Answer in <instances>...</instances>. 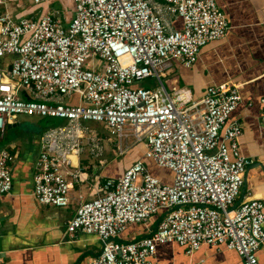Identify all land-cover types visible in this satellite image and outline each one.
I'll list each match as a JSON object with an SVG mask.
<instances>
[{
	"label": "built area",
	"instance_id": "built-area-1",
	"mask_svg": "<svg viewBox=\"0 0 264 264\" xmlns=\"http://www.w3.org/2000/svg\"><path fill=\"white\" fill-rule=\"evenodd\" d=\"M47 0H33L41 4ZM70 22L47 10L36 19L0 15V134L19 115L56 118L40 138L32 196L41 206L68 207L82 171L86 146L101 155L102 140L89 134L98 122L117 138L116 153L132 144L144 159L172 172L164 184L135 161L102 195L79 205L66 234L94 235L100 252L88 264H151L158 244L173 243L189 256L202 246L234 251L242 264H257L264 247V206L240 198L249 162L241 154V125L228 121L241 102L237 85L220 83L195 99L187 88L166 89L162 79L178 62L190 68L200 50L228 29L214 0H73ZM168 12L182 29L166 21ZM150 88L140 87L144 81ZM76 98L78 104H71ZM264 104V100H262ZM264 127V109L260 116ZM15 156L0 152V196L12 192ZM74 168V171L70 169ZM160 219L150 235L125 241L130 225Z\"/></svg>",
	"mask_w": 264,
	"mask_h": 264
},
{
	"label": "crops",
	"instance_id": "crops-1",
	"mask_svg": "<svg viewBox=\"0 0 264 264\" xmlns=\"http://www.w3.org/2000/svg\"><path fill=\"white\" fill-rule=\"evenodd\" d=\"M55 1H60L63 5L62 0H47L41 4H35L32 0L34 5L40 7L38 12L31 13L28 19L38 20L47 10H56L66 26L73 16V11L67 15L65 11L62 13L53 9L52 4ZM214 1L224 13L229 25L226 35L206 44L190 68L175 62L165 79L164 87L167 90L173 86L187 88L195 99H200L209 86L220 83L237 85L241 102L230 115L229 121H236L241 125V154L251 162L247 167L237 202L260 200L264 206V127L260 121L264 109V0ZM22 2L0 0V15L12 13L6 9L9 3L16 8L20 7ZM20 18L26 17L14 19ZM165 19L173 29H182L180 20L171 12L167 13ZM78 101L73 98L71 104H78ZM16 120L13 123H18ZM18 124L22 128L11 125L7 127L16 128L31 138L15 135L12 142L4 145L2 143L6 139L4 132L7 127L0 134V152L7 151L15 156L10 167L12 192L0 196V264H88L101 250L99 239L80 232L68 236L67 223L81 203L101 196L103 184L109 179H118L124 173L125 165L129 167L135 161H142L144 164V147L140 143L132 144L126 154L118 155V141L115 138L112 147L115 158L106 160L105 138L97 131H89L84 126L89 134L94 133L101 138V155L93 158L85 146L82 152L84 158L80 160L82 154L77 158L76 164L82 171V177L77 184L73 183L69 176L66 178L73 185L70 192L78 191L77 197H71L69 192L68 207L41 206L32 196L33 177L40 152V138L47 129L41 132L28 121ZM123 156L130 158L124 165L117 159H123ZM70 170L74 171V168ZM172 179L167 181V184H170ZM85 185H88L94 194L91 199H87L81 191ZM72 201L76 204L73 205ZM159 219L160 214H157L144 224L130 225L120 234V238L134 241L148 236L156 228ZM255 256L257 264H264V247H261ZM151 264H242V261L234 251L223 247L204 245L187 256L184 248L168 243L157 245Z\"/></svg>",
	"mask_w": 264,
	"mask_h": 264
},
{
	"label": "rangeland",
	"instance_id": "rangeland-1",
	"mask_svg": "<svg viewBox=\"0 0 264 264\" xmlns=\"http://www.w3.org/2000/svg\"><path fill=\"white\" fill-rule=\"evenodd\" d=\"M22 1L23 2L20 5V7H16L15 8L14 5L10 6V3L8 4V7H6V9H8V11L12 12V13H10L12 15V17H14V18H18V17H26V18H28V17L31 16V13H34L35 11L38 12V8L40 6L34 5L32 0H22ZM52 6H53L52 7L53 9H58L62 13H64V8H63V5L61 4L60 1H55L52 4ZM0 9H2V7H0ZM31 9H33V10H31ZM13 59H14L13 55L4 56V57L0 58V69L3 70L4 72H7L8 67L11 65L10 63L12 62ZM152 83H153L152 80L144 81V82L140 83L139 86L143 87V88H150V87L155 85V84H152ZM162 83H163V85H165V79L164 78L162 79ZM23 121L31 122L32 124L37 126V128H39L41 132L45 131L48 127H56V126L61 125L63 123L62 120H59V119H56V118H50V117L40 118L38 116L19 115L17 120H16V122L21 123ZM26 126L28 127L27 124H26ZM84 126L87 127V129L89 131H91V130L97 131L101 136H103L105 138V140H106V142H105V152L106 153L105 154L106 155L104 156V158L106 160L109 159V161L114 159L115 157H114V155L112 153V147H113V144L115 143V137L111 136L107 131H105L103 126H102V124H100L98 122L87 121V122L84 123ZM4 134L6 135V139L2 143L4 145L9 143V142H12V139L14 138L15 135H20V136L23 135V136H25L27 138H31V136H29V135H26L24 133H20V131L17 130L16 128L9 129L7 127L5 132H4ZM84 156L85 155L82 154V156L80 157V160H82L84 158ZM117 159L121 163L122 159L121 158H117ZM170 179H172V174L170 175ZM81 191L84 192L85 197L87 199H91L94 196V194L91 191V188L88 185L83 186ZM77 194H78V191L70 192V196L71 197H77ZM72 204L75 205L76 202H73Z\"/></svg>",
	"mask_w": 264,
	"mask_h": 264
},
{
	"label": "trees",
	"instance_id": "trees-1",
	"mask_svg": "<svg viewBox=\"0 0 264 264\" xmlns=\"http://www.w3.org/2000/svg\"><path fill=\"white\" fill-rule=\"evenodd\" d=\"M62 2L64 11L67 13V15L71 14L74 8L73 0H62ZM122 158L123 159L121 162H123V165L127 163L128 160H130L129 156H123ZM144 165H146L151 175L159 178L164 184H167V181L170 180V175L172 174L170 170L159 167L153 161L147 159H145ZM124 167L127 168L128 166L125 165Z\"/></svg>",
	"mask_w": 264,
	"mask_h": 264
},
{
	"label": "water",
	"instance_id": "water-1",
	"mask_svg": "<svg viewBox=\"0 0 264 264\" xmlns=\"http://www.w3.org/2000/svg\"><path fill=\"white\" fill-rule=\"evenodd\" d=\"M11 126H18L19 128H22V126H19V124L18 123H13ZM36 132V131H35ZM247 162H249V165H251V162L249 161V160H247ZM241 201H238V202H236V205L237 204H239Z\"/></svg>",
	"mask_w": 264,
	"mask_h": 264
}]
</instances>
